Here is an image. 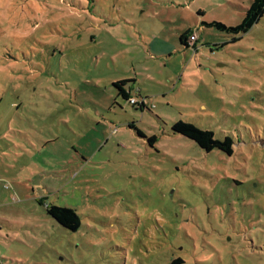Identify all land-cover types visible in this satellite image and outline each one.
I'll return each mask as SVG.
<instances>
[{"label": "rangeland", "instance_id": "1", "mask_svg": "<svg viewBox=\"0 0 264 264\" xmlns=\"http://www.w3.org/2000/svg\"><path fill=\"white\" fill-rule=\"evenodd\" d=\"M248 4L0 0V264H264V14L205 25Z\"/></svg>", "mask_w": 264, "mask_h": 264}, {"label": "trees", "instance_id": "2", "mask_svg": "<svg viewBox=\"0 0 264 264\" xmlns=\"http://www.w3.org/2000/svg\"><path fill=\"white\" fill-rule=\"evenodd\" d=\"M263 14L264 0H251L249 7L245 10V14L241 22L237 26L226 27L225 24L219 21H211L210 23H205V25L231 35L230 41L236 42L241 38L243 34L248 32L252 28V26L256 24V22L259 21ZM191 33V29H188L179 35V41L184 47H188L187 39L191 35ZM210 50L212 51L213 49L210 48ZM112 85L118 90L117 95L121 96L126 101L129 102V98L133 97L131 96L130 89H124L125 81H116ZM131 105L140 108L145 106V102L142 100L141 103H132ZM129 126L133 127L132 124H130ZM171 130L174 133L181 134L182 136L193 140L200 148H202L206 152H209L213 149H218L227 155H231L233 152L232 140L229 137L225 136V138L223 139L215 138L212 131L200 129L191 123L177 121L172 125ZM137 134L142 136L140 131H137ZM147 141L149 144H152V142L155 141V137L151 136L147 139ZM39 202L42 203L41 199H39ZM50 212L57 216V219L64 224L69 223V221L71 220L72 214L65 209H52ZM61 213H65L64 218H68L67 221L59 219V216H63ZM183 262L184 260L181 257H175L171 258L168 264H182Z\"/></svg>", "mask_w": 264, "mask_h": 264}, {"label": "built area", "instance_id": "3", "mask_svg": "<svg viewBox=\"0 0 264 264\" xmlns=\"http://www.w3.org/2000/svg\"><path fill=\"white\" fill-rule=\"evenodd\" d=\"M195 40H196V35L191 34V35L189 36V38L187 39L188 46H190V44H192V42L195 41ZM141 101H142V100H141ZM141 101L138 100V99L135 98V97H131V98H129V103H130V104H132V103H141Z\"/></svg>", "mask_w": 264, "mask_h": 264}, {"label": "crops", "instance_id": "4", "mask_svg": "<svg viewBox=\"0 0 264 264\" xmlns=\"http://www.w3.org/2000/svg\"><path fill=\"white\" fill-rule=\"evenodd\" d=\"M250 3H251V0H249V4H248V6L250 5ZM248 6H246L245 8H244V11L248 8ZM204 14V10H203V12H198V17L199 16H202ZM245 14V13H244ZM243 18V17H242ZM126 88H128V89H130L131 91H132V89H131V87H127L126 85L124 86V89H126ZM132 96V95H131Z\"/></svg>", "mask_w": 264, "mask_h": 264}]
</instances>
